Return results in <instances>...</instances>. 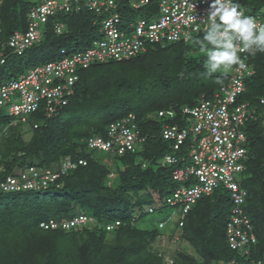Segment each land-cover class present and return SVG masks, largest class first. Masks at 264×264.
Masks as SVG:
<instances>
[{"label":"trees","instance_id":"1","mask_svg":"<svg viewBox=\"0 0 264 264\" xmlns=\"http://www.w3.org/2000/svg\"><path fill=\"white\" fill-rule=\"evenodd\" d=\"M238 2L246 16L258 17L264 25V0ZM34 5L30 0H0V50L14 31L27 30L28 12ZM148 9H155V5ZM138 12L147 13L145 8ZM127 13L134 18V12L125 8L123 21ZM100 19L83 7L77 12L58 13L43 26L41 42L22 56L3 49L6 62L0 65V84L24 72L19 69L12 75L11 68L9 76L2 73V68L17 58L18 68L34 67L58 59L63 49L79 52L89 48L102 36ZM54 23L62 25L61 33L55 32ZM204 33L163 48L149 45L129 60L94 64L78 71L73 96L56 117L34 113L21 123L0 110V183L7 177L22 182V175L30 176V167L41 174L47 169L56 171L65 157L76 164L46 186L0 191V264H166L161 255L150 250L152 241L165 232L194 253H177L173 264H264V131L259 105L264 97V53L247 51V64L254 74L244 79V92L236 100L256 109L257 116L243 128L247 155L239 173L243 179L237 183L246 192L242 208L252 224L255 241L241 249L229 247L226 224L231 201L226 188L200 198L184 215L179 207L165 202L179 188L170 174L176 165H159L171 145L160 136L161 121L148 115L175 105V117L168 122L184 125L183 107L193 108L203 98H212L228 82L230 66L211 73L206 68V53L194 43L196 39L203 41ZM205 47L211 46L205 42ZM128 115L134 116L132 123L143 139L133 150L118 153L86 147V138H107L109 126ZM34 123L37 128H33ZM24 126L31 132L28 142L20 139ZM78 160L85 165H79ZM150 206L156 208L148 213L144 208ZM166 208L179 211L173 223L166 215L161 217ZM80 212L92 223L69 232L61 227H40L49 221L72 219ZM154 215L160 217L153 220ZM115 221L118 227L107 231L105 227Z\"/></svg>","mask_w":264,"mask_h":264},{"label":"built area","instance_id":"2","mask_svg":"<svg viewBox=\"0 0 264 264\" xmlns=\"http://www.w3.org/2000/svg\"><path fill=\"white\" fill-rule=\"evenodd\" d=\"M33 1V0H30ZM213 0H39L28 12L26 31H14L9 35L3 49L9 54L22 56L31 46L41 42L43 26L58 13L88 11L100 19L99 32L102 35L92 46L79 52L60 51V57L46 63L35 65L12 81L0 84V110L15 121L25 123L29 116L41 113L46 118L56 117L67 105L68 97L73 96L78 71L94 64L110 61L129 60L143 53L148 45H160L181 41L192 35L206 31L208 12ZM154 4L155 9L146 10ZM123 5H127L124 6ZM130 9L135 12L145 8L143 18L133 20L127 14V20L120 19L122 12ZM258 26L262 25L258 17L254 18ZM55 32H62V25L54 23ZM240 61L230 66V78L210 99L201 100L193 108L183 107L184 125L164 124L161 138L169 141L171 151L165 153L159 161L161 167L175 166L171 170V179L179 183L189 182L187 187L175 190L165 202L177 206L182 215L188 213L195 203L204 196H210L216 189L223 187L229 192L231 201L230 218L226 224L229 247L241 249L254 242L252 224L244 214L243 204L246 192L239 188L234 175L244 170L242 160L247 151L244 126L247 121L256 120V110L247 103L237 104V98L244 92V79L254 74L247 64V51H239ZM0 50V65L6 62V53ZM262 108L261 128L264 131V97L259 100ZM175 105L158 116L173 119ZM133 115H128L107 129V138L93 136L84 142L89 150L122 153L133 150L143 139L136 130ZM131 122V123H130ZM38 124L34 123L33 128ZM175 153H179L175 156ZM79 165L85 161L78 160ZM76 164L65 157L59 162L58 169L43 170V174L30 167L29 175H22V182L7 177L0 183V191L37 189L57 180L59 175L75 168ZM155 206L144 208L150 213ZM91 219L80 212L76 217L60 223L49 221L40 225L43 229L61 227L65 231L73 227L81 228L91 224ZM119 222L108 224L105 229L111 231ZM181 225V224H180ZM166 264H173L172 259ZM234 264V263H231ZM250 264H259L251 262Z\"/></svg>","mask_w":264,"mask_h":264},{"label":"clouds","instance_id":"3","mask_svg":"<svg viewBox=\"0 0 264 264\" xmlns=\"http://www.w3.org/2000/svg\"><path fill=\"white\" fill-rule=\"evenodd\" d=\"M121 12L120 9V19L122 20ZM127 15L129 16V14ZM125 16L124 21L126 19ZM143 17L144 15L141 14V18ZM208 18V26L204 33L203 41L196 39L194 43L199 45L200 52L206 53V68L210 73L216 72L221 68H227L240 61L236 42L242 45V47H239V51L256 50L264 53V25L258 26L257 21L253 17L246 16L238 0L237 2H233V0H213L208 12ZM205 42L211 47H205ZM159 111L149 114L148 117L152 120L161 121V136L164 124L169 123L170 119L159 117ZM178 125L181 126L180 123Z\"/></svg>","mask_w":264,"mask_h":264},{"label":"rangeland","instance_id":"4","mask_svg":"<svg viewBox=\"0 0 264 264\" xmlns=\"http://www.w3.org/2000/svg\"><path fill=\"white\" fill-rule=\"evenodd\" d=\"M35 2H37V1H39V0H34ZM134 18H133V20L135 19V20H139L140 18H141V13L140 12H137V11H135L134 12ZM99 39L100 38H102V36L100 37H98ZM183 39H186L187 40V38H183ZM19 59L17 58V59H15V61L14 62H11L9 65H8V67L7 68H2V73L4 74L5 73V75L7 74V76H9V74H8V72H9V70L11 69V68H13V69H11L12 71H13V73H12V75H14L15 74V72H20V70L19 69H22V71H24L23 73H25L27 70H29V69H31V68H33V65H30V66H28V67H24V66H22V67H20V68H18L19 67V61H18ZM27 68V69H26ZM17 77V76H16ZM15 77V78H16ZM15 78H13L12 76L9 78L8 77V79L9 80H5V81H12V80H14ZM5 81H2V82H5ZM13 119H15V118H13ZM6 132V128H4V133ZM3 135V134H2ZM30 136H31V132L29 131V127L28 126H24V128L21 130V135H20V139H21V141H23V142H28L29 141V139H30ZM87 151V150H86ZM235 177H234V179H235V181L238 183V184H240L241 183V180L243 179V177H242V174H236V175H234ZM115 177V175L114 176H111V178H114ZM109 184L111 185V186H113V182L112 181H110L109 182ZM177 185H178V187L180 188V187H182V186H184L185 187V184H182V183H177ZM169 196L171 195V193L170 194H168ZM172 196V195H171ZM167 216V217H169L168 218V222L169 223H173V221L180 215L179 214V211L177 210V209H174V208H166L165 210H164V213L161 215V217L162 216ZM151 217V216H150ZM160 217V215H154L151 219H153V220H156V219H158ZM150 218H148V220H149ZM171 230H172V228H171ZM168 231H169V229H168ZM66 232H69V231H66ZM109 237H111V236H109ZM108 237V238H109ZM150 250H151V252H154L155 254H157V255H161V257L164 259V262L166 261V260H168V259H172L173 257H175L176 255H177V253H184V254H188V255H192V254H194L193 253V250L190 248V247H188L187 245H185V244H183V243H181V242H179V241H177L176 240V238L175 237H173V238H170V235H169V233L168 232H165L164 233V235H160L158 238H156L154 241H152V243L150 244Z\"/></svg>","mask_w":264,"mask_h":264},{"label":"bare ground","instance_id":"5","mask_svg":"<svg viewBox=\"0 0 264 264\" xmlns=\"http://www.w3.org/2000/svg\"><path fill=\"white\" fill-rule=\"evenodd\" d=\"M235 177V176H234Z\"/></svg>","mask_w":264,"mask_h":264}]
</instances>
